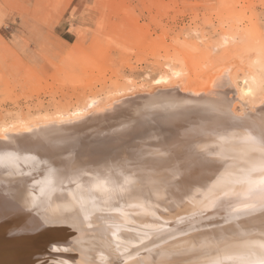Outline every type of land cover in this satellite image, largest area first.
I'll return each mask as SVG.
<instances>
[{"label": "rangeland", "instance_id": "374dc122", "mask_svg": "<svg viewBox=\"0 0 264 264\" xmlns=\"http://www.w3.org/2000/svg\"><path fill=\"white\" fill-rule=\"evenodd\" d=\"M130 139L148 143L136 150L144 182L130 194L146 193L148 206L101 200L135 189L124 174L123 185L72 196L67 212L47 208L18 237L88 231L100 264H194L183 252L202 242L222 264L264 260V0H0V186L29 178L32 191L55 160L95 171ZM109 140L111 156L89 163Z\"/></svg>", "mask_w": 264, "mask_h": 264}, {"label": "bare ground", "instance_id": "6f19581e", "mask_svg": "<svg viewBox=\"0 0 264 264\" xmlns=\"http://www.w3.org/2000/svg\"><path fill=\"white\" fill-rule=\"evenodd\" d=\"M165 81V80H164ZM244 91V90H243ZM201 92V91H199ZM198 92V93H199ZM195 93V92H194ZM197 93V94H198ZM203 94V91H202ZM163 101V100H162ZM159 104V102H158ZM155 105V104H154ZM218 106V105H216ZM207 108V107H206ZM215 109V107H213ZM210 109V108H209ZM206 112V111H205ZM204 112V113H205ZM210 116V115H209ZM150 121V120H149ZM156 122V120H153V122ZM64 122V121H63ZM140 122V121H139ZM204 122V121H203ZM159 123V122H158ZM137 124V123H136ZM139 124V123H138ZM57 125V123H56ZM153 124H149V128L152 126ZM39 126V125H38ZM61 126V125H58ZM194 126V125H193ZM48 127V126H47ZM46 127V128H47ZM196 127V126H195ZM203 127V126H202ZM37 128V126H36ZM53 128V127H52ZM81 128V127H79ZM182 128V127H181ZM222 128V127H221ZM55 129V128H54ZM63 129V128H62ZM171 129V128H170ZM74 130V129H73ZM173 130V128H172ZM59 131V130H58ZM150 131V130H149ZM152 131V129H151ZM150 131V132H151ZM157 131V130H156ZM166 131V130H165ZM205 131V130H204ZM82 132V131H81ZM137 132V131H136ZM147 131H145L146 133ZM153 132V131H152ZM37 133V132H36ZM140 133V132H139ZM138 133V134H139ZM158 133V132H157ZM161 133V132H160ZM159 133V136H160ZM35 134V133H34ZM38 134V133H37ZM49 134V133H48ZM60 134V133H59ZM162 134V133H161ZM164 134V133H163ZM167 134V132H166ZM187 134V133H185ZM24 135V134H23ZM40 136H42L41 134H38ZM37 135V136H38ZM58 135V134H57ZM67 135V134H66ZM85 135V134H84ZM89 135V133H88ZM150 135V134H149ZM154 135V134H152ZM171 135L173 136L172 132ZM169 135V136H171ZM49 136V135H48ZM53 136V135H52ZM51 136V137H52ZM134 136V135H133ZM136 136V135H135ZM138 136V135H137ZM157 136V135H156ZM155 136V137H156ZM163 136V135H162ZM168 136V137H169ZM18 137V136H17ZM33 137V136H30ZM35 137V136H34ZM39 137V136H38ZM43 137V136H42ZM47 137V136H46ZM140 137V136H139ZM148 137V136H147ZM146 137V138H147ZM151 137V136H150ZM167 137V136H166ZM176 137V136H175ZM149 138V137H148ZM154 138V137H153ZM17 139V138H16ZM31 139V138H30ZM34 139V138H33ZM32 139V141H33ZM162 139V138H161ZM20 140V139H19ZM47 140V139H46ZM52 140V139H51ZM112 140V139H111ZM111 140H109L108 142H106L107 144H100V146H98L95 150V152L92 154L93 158L90 159L89 163H95L98 161V159H105L111 156V154H109V152L114 149L115 147H117L116 145H109L111 143ZM114 140V139H113ZM135 140V139H134ZM139 140V139H136ZM149 140V139H147ZM160 140V139H159ZM167 140V139H166ZM228 140V139H227ZM5 143L7 141L10 140H4ZM23 140H21L22 142ZM75 141V140H74ZM153 141V140H152ZM151 141V142H152ZM154 141H157L154 139ZM165 141V140H164ZM178 141V140H177ZM180 141V140H179ZM183 141V139H182ZM13 142V139L12 141ZM10 142L6 143L7 145L10 144ZM16 144H18V148H19V143H17V140L15 141ZM13 142V143H15ZM19 142V141H18ZM20 142V143H21ZM39 142V141H38ZM113 142V141H112ZM140 142V141H139ZM139 142H135L133 141V139H130V145L129 146H125L123 148L122 151L115 153V159L112 161L111 165H101L98 169H95V171L84 167V169H82L81 167H78L79 165L77 164H71V165H59L56 166L58 163V160H55V162L51 159V161H53V166L52 165H47L48 167V171L46 172L45 175L42 176L41 179H43L42 183H35V187L33 188L32 191L29 190H25V184H30V180L29 178L25 179L23 182H18L17 184H15L16 180L11 177V179H9V181H6L1 184L0 186V259L3 264H35V260L30 261V257L32 255H35L36 257H33V259H37V258H41L42 262L41 264H49V260H60L57 258H61L63 259L64 257V261H62V263L60 264H67V262L69 264H100V258L97 256L98 253L93 252V250L91 249V247H93L94 245L93 242L91 241V239L88 238L89 234L87 233L88 231H66L65 229H67L66 227H63L62 230L65 231H60L58 229H53L54 231H56L55 235H49L51 238L55 239L56 241H53L49 236L45 235V233L43 232H37L34 235H27V237H18L21 235V230L23 229H28L37 226V222L39 221H44L45 218H43L44 214L43 212H45V210L47 208H52L54 211H52L49 214L52 213H57L59 214L60 212H62V210H66V207L68 206L67 203H71V197L74 195H78L81 197V195L83 197H85L86 195H90L91 192L89 193V190H93L94 191H99L100 188H102V186H104V184H110L111 187H116L119 185H123L125 183V179H122L123 175L125 174L124 178L126 177V175L130 176V179L128 177L129 180H131L132 188V192H130V190H126V191H121L119 192L118 195L116 196H111V195H105L102 196L103 198H101V200H103L104 202H106L107 204H114V203H119V204H124L125 206V202H131L132 204H138V205H144L147 204L145 203V199H147L148 197H146L144 194L142 196V198H138L137 202H141V203H137L134 202V198H132V196L130 195L131 193H133V195H135L136 193H139L138 187H140L141 182H144L142 179V172L138 171L139 169H141L140 167H143L144 169L146 168V165L141 164L142 166H138L137 163V152L140 151H145L144 148H146L148 143H144V142H140L141 145L143 144V146H140ZM51 143V142H49ZM60 143V142H59ZM171 143V142H170ZM177 143V142H176ZM175 143V144H176ZM179 143V142H178ZM15 144V146L17 147V145ZM76 144V143H75ZM74 144V145H75ZM87 144V143H86ZM114 144V142H113ZM149 144L150 140H149ZM189 144V143H188ZM3 145V142H2ZM59 145V144H58ZM173 145V144H172ZM5 146V144H4ZM12 146V144H11ZM64 146V145H63ZM154 146V144H153ZM157 146V145H156ZM119 147V146H118ZM123 147V145H122ZM181 147V146H180ZM179 147V148H180ZM185 147V146H184ZM57 148V147H56ZM141 150H140V149ZM8 149V148H7ZM13 149V148H12ZM15 149V148H14ZM21 149V147H20ZM19 149V150H20ZM66 149V148H65ZM90 149V148H89ZM92 149V148H91ZM125 149V150H124ZM152 149V148H151ZM150 149V150H151ZM86 150V147H85ZM88 150V149H87ZM86 150V151H87ZM136 150H138L136 152ZM3 151V150H2ZM15 151V150H14ZM17 151V150H16ZM168 151V150H167ZM171 151V150H170ZM179 151V150H178ZM178 151L175 150V152L178 153ZM209 151V150H208ZM21 152V150H20ZM71 152V151H70ZM90 152V151H89ZM152 152V151H151ZM159 152H162L159 150ZM1 153V152H0ZM11 152H9L10 154ZM15 153V152H14ZM26 153V152H25ZM81 154L86 153L85 151H81L79 152ZM141 153V152H140ZM146 153V151H145ZM142 153L141 155L145 154ZM158 153V152H157ZM168 153V152H167ZM173 153V152H172ZM175 153V154H177ZM149 154V153H148ZM171 154V152H170ZM251 154V153H250ZM161 155V154H160ZM78 155H75V157H77ZM155 156V155H154ZM170 156V155H169ZM250 156V155H249ZM82 157V156H81ZM137 157V158H136ZM168 157V156H166ZM251 157V156H250ZM49 158V157H48ZM69 158V157H67ZM86 158V157H85ZM148 158V157H147ZM159 158V155L158 157ZM259 158V157H258ZM149 159V158H148ZM167 159V158H166ZM212 159V158H211ZM49 160V159H48ZM106 160V159H105ZM169 160V159H168ZM213 160V159H212ZM211 160V161H212ZM250 160V159H249ZM255 160V159H254ZM47 161V160H46ZM74 162V160H72ZM144 161V160H143ZM215 161V160H214ZM247 161V160H246ZM252 161V160H251ZM50 162V161H49ZM88 162V161H87ZM148 162V161H147ZM160 162V161H159ZM210 162V161H209ZM4 163V162H3ZM21 163V162H20ZM48 164V162H46ZM83 163V162H82ZM107 163V162H106ZM165 163V162H164ZM186 162H182L181 163V167L180 169H187L186 167H188L187 164H185ZM204 163V162H203ZM208 163V162H207ZM250 163V161H249ZM248 163V164H249ZM258 163H260V161L258 160ZM9 164V163H8ZM50 164H52L50 162ZM70 164V163H69ZM210 164V163H209ZM7 165V164H6ZM39 165V164H37ZM156 165V164H155ZM176 165V164H175ZM198 165V164H197ZM196 165V169L197 166ZM35 166V165H34ZM96 166V165H95ZM160 166V165H158ZM156 166V168L158 167ZM179 166V165H178ZM203 166V165H202ZM205 166V165H204ZM248 166V165H246ZM39 167V166H38ZM41 167V166H40ZM212 167V166H211ZM44 168V167H43ZM152 168V166L149 165V169ZM155 168V167H154ZM155 168V170H156ZM162 168V167H159ZM168 168V166H167ZM170 168V167H169ZM218 168V167H217ZM93 169V168H92ZM147 169V168H146ZM145 169V170H146ZM158 169V168H157ZM219 169V168H218ZM7 170V169H6ZM208 170V169H207ZM8 171V170H7ZM182 171V170H181ZM194 171V170H193ZM171 172V171H170ZM179 172V171H178ZM177 172V173H178ZM191 172V171H190ZM217 172V170H216ZM151 173V172H150ZM208 173V172H207ZM122 174V175H120ZM173 174V173H172ZM119 175V176H118ZM175 175V174H174ZM189 175V174H188ZM141 176V177H140ZM145 176H147V174H145ZM172 176V175H171ZM221 176V175H220ZM183 177V176H182ZM226 177V176H225ZM62 178H66L64 181L59 180ZM144 178V177H143ZM155 178V177H154ZM231 178V177H230ZM153 179V178H152ZM162 179V178H161ZM195 179V178H194ZM169 180V179H168ZM167 180V181H168ZM191 180V179H190ZM232 180V178H231ZM166 181V180H165ZM32 183V182H31ZM164 183V182H163ZM217 183V182H216ZM226 183V182H225ZM235 183V182H234ZM185 184V183H184ZM232 184V183H231ZM32 186V185H31ZM224 186V185H223ZM29 187V186H28ZM105 187V186H104ZM188 187V186H187ZM213 187V186H212ZM237 187V186H236ZM157 188V187H156ZM183 188V187H182ZM115 189H119V188H115ZM177 189V188H176ZM220 189V188H219ZM102 190V189H101ZM100 190V191H101ZM107 190V188H104V191ZM186 190V189H185ZM93 191V192H94ZM144 191V190H143ZM157 191V190H156ZM177 190H175L176 192ZM179 191V190H178ZM187 191V190H186ZM128 193V194H126ZM184 193V192H183ZM160 194V193H159ZM257 194V193H256ZM154 195V194H153ZM99 196V195H98ZM101 196V195H100ZM131 197L133 200L128 199V197ZM149 196V195H148ZM159 196V195H158ZM236 196V195H235ZM82 197V198H83ZM87 197V196H86ZM89 197V196H88ZM87 197V198H88ZM96 197V196H95ZM194 197V196H193ZM192 197V198H193ZM87 198H83V202L87 199ZM171 198V197H170ZM79 199V198H78ZM76 199V200H78ZM195 199V198H193ZM91 200V199H90ZM171 200V199H170ZM179 200V199H178ZM93 201V200H92ZM188 201V200H187ZM77 202V201H76ZM79 202V200H78ZM128 202V203H129ZM177 202V201H176ZM196 202V201H195ZM198 202V201H197ZM196 202V203H197ZM74 203V202H73ZM86 203V202H85ZM84 203V204H85ZM154 203V202H153ZM188 203V202H187ZM193 203V202H191ZM186 204V202H185ZM190 204V203H189ZM204 205V203H202ZM71 205V204H69ZM74 205V204H73ZM76 205V204H75ZM83 205V204H82ZM81 205V206H82ZM87 205V204H86ZM106 205V204H105ZM133 205V206H135ZM137 205V206H138ZM174 206H176L175 204H173ZM188 205V204H187ZM78 206V205H77ZM148 206V204H147ZM191 206V204L189 205ZM195 206V205H194ZM141 207V206H140ZM186 207V206H185ZM71 208V207H70ZM69 208V209H70ZM74 208V207H72ZM116 208V207H115ZM114 208V209H115ZM127 208V206H126ZM149 208V207H148ZM188 208V206H187ZM190 208V207H189ZM196 208V206H195ZM82 209V208H81ZM88 209V208H87ZM102 209V207H101ZM132 209V208H131ZM135 209V208H134ZM140 209V208H139ZM171 209V208H170ZM181 209V208H180ZM200 209V206H199ZM203 209V208H202ZM71 210V209H70ZM75 210V209H74ZM77 210V209H76ZM75 210V212H76ZM85 210V209H84ZM99 210V209H98ZM110 210V209H109ZM133 210V209H132ZM151 210H152V206H151ZM185 210V209H184ZM188 210V209H187ZM185 210V211H187ZM68 209L65 211L67 212ZM80 211V210H79ZM83 211V210H82ZM95 211V210H94ZM138 211V210H137ZM172 211V210H170ZM174 211V210H173ZM177 211V209H176ZM182 211V210H181ZM184 211V213H185ZM193 211V209H192ZM74 212V211H72ZM71 212V213H72ZM86 212V211H85ZM89 212V211H88ZM92 212V210L90 211ZM102 212V211H101ZM115 212V211H114ZM145 212V217L146 215H148ZM180 212V211H179ZM188 212V211H187ZM77 213V212H76ZM103 213V212H102ZM143 213V211H142ZM151 213V212H150ZM172 213V212H171ZM67 214V213H66ZM69 214V213H68ZM120 214V213H119ZM131 214V213H130ZM259 214V213H256ZM91 215V214H90ZM141 215V214H140ZM218 215V214H215ZM50 216V215H49ZM63 216V215H62ZM70 217L72 216L71 214L69 215ZM94 216V215H93ZM119 216V215H118ZM195 216V215H194ZM256 216V215H255ZM47 217V216H46ZM66 217V216H65ZM117 217V215H116ZM178 217V214H177ZM205 217V216H204ZM62 218V217H61ZM76 218V217H75ZM79 218V217H78ZM48 219V218H46ZM74 219V218H73ZM84 218H81V220H83ZM53 220V219H52ZM58 221V219H56ZM79 220V219H78ZM100 220V219H99ZM165 220V219H164ZM174 220V219H173ZM198 220V219H197ZM111 221V220H110ZM114 221V220H112ZM116 221V220H115ZM55 222V221H54ZM83 222V221H82ZM81 222V223H82ZM84 222L86 223V221L84 220ZM102 222V221H101ZM74 223V222H73ZM111 222H108V224ZM119 223V222H117ZM61 224V223H60ZM59 224V225H60ZM68 225V224H65ZM77 225V224H76ZM83 225V224H82ZM140 225V224H139ZM57 226V225H56ZM75 226V225H74ZM61 227V226H60ZM70 227V226H69ZM55 228V226L53 227ZM73 228V227H72ZM79 229V228H78ZM84 229V228H83ZM174 229V232H176V229ZM172 229V230H173ZM219 229V228H218ZM89 230V229H88ZM217 230V229H215ZM221 230V229H220ZM34 231V230H33ZM111 231V230H110ZM171 230H168L167 233H170ZM114 234H116V236L118 234H121V236H123V233H120V231H112ZM166 233V234H167ZM181 233V232H180ZM180 233L178 232L177 234L180 235ZM164 234V236L166 235ZM173 234H168V239L171 240H176L175 238H173ZM176 234V235H177ZM212 234V233H211ZM214 234V233H213ZM235 238H237L238 233H233ZM163 235V234H162ZM161 235V236H162ZM240 235V234H239ZM93 236V235H92ZM248 236V235H247ZM125 237H129L128 234H125ZM159 237V236H158ZM166 237V239H167ZM217 237V236H216ZM244 237V236H243ZM243 237H240L238 239V241L240 242L242 240ZM92 238V237H91ZM110 238V237H109ZM161 238V237H160ZM164 238V237H163ZM186 237H184L185 239ZM97 239V238H95ZM183 239V240H184ZM249 239V238H248ZM102 240V239H101ZM163 240V239H161ZM170 240V241H171ZM224 240V239H223ZM152 241V240H151ZM247 241V240H246ZM50 242H55V247L56 248H49V244ZM102 242V241H101ZM177 242H181L182 243V239L177 241ZM103 243V242H102ZM149 243V242H148ZM151 243V242H150ZM153 243V242H152ZM52 244V243H51ZM147 244V243H145ZM229 244V243H228ZM249 244V243H248ZM151 245V244H150ZM247 245V244H246ZM21 248H20V247ZM53 246V245H52ZM111 246V245H110ZM177 246V245H176ZM181 246V245H180ZM191 246V245H190ZM200 247L198 252L195 253H191V251L189 252V250L186 252L183 249V253L185 254V256H189V257H194L195 259L192 260V262L194 264H222V258H220L221 260H215L214 258H212V256L209 255V251L205 250V246L206 244H204V242H202L201 244H199ZM19 247V248H18ZM95 247V246H94ZM188 247V246H187ZM7 248L8 250H3ZM24 248V249H23ZM105 248V247H104ZM178 248V247H177ZM213 248V247H212ZM27 249V250H26ZM30 249V250H29ZM32 249V250H31ZM51 249V250H50ZM7 252L6 256L5 254H2L1 251ZM102 250V249H101ZM105 250V249H104ZM146 250V249H145ZM182 250V249H181ZM210 250V249H209ZM218 250V247H217ZM111 251V250H109ZM118 251V250H117ZM216 251V250H214ZM144 252V251H143ZM147 252H151V251H147ZM175 252V251H174ZM113 253V252H112ZM131 253V252H130ZM129 253V254H130ZM134 253V252H133ZM136 253V252H135ZM134 253V254H135ZM128 254V253H127ZM133 254V256L135 257V255ZM138 254V252H137ZM141 254V253H140ZM142 254H146L145 252ZM182 254V253H181ZM180 253H178L176 256V258L179 256H181ZM108 255V254H107ZM155 255V254H154ZM216 255V254H215ZM222 256V254H220ZM254 255V254H253ZM260 255V253H259ZM114 256V255H113ZM125 256V254H124ZM132 256V257H133ZM197 258H196V257ZM126 257V256H125ZM131 257V256H130ZM159 257V256H158ZM226 256H224L225 258ZM256 257V256H255ZM259 257V256H258ZM12 258V260L9 262L7 261V259ZM103 258V256H102ZM110 258V257H109ZM141 258V256H140ZM165 258V257H164ZM164 258H162L161 260H163ZM171 258V257H169ZM27 259L29 261H27ZM49 259V260H47ZM105 259V258H104ZM113 259V257H112ZM123 259V258H122ZM130 259V258H128ZM154 259V258H153ZM158 260V258H156ZM167 259V258H166ZM165 259V260H166ZM185 259V258H183ZM214 259V260H213ZM218 259V258H217ZM6 260V261H4ZM186 260V259H185ZM228 260V259H227ZM246 260V258H245ZM255 260V258L253 259ZM261 260V259H260ZM156 261V260H155ZM181 263L182 260L180 259ZM210 261V262H208ZM242 261V260H241ZM248 261V260H247ZM258 261V260H257ZM256 261V262H257ZM105 262V261H104ZM109 262V261H108ZM118 262V261H116ZM115 262V263H116ZM127 262V261H126ZM149 262V261H147ZM145 262V264L147 263ZM151 262V260H150ZM250 262V261H249ZM260 262V261H259ZM258 262V263H259ZM38 263V262H37ZM36 263V264H37ZM40 263V262H39ZM132 263V262H131ZM135 264V262H133ZM153 263V262H152ZM163 263H165L163 261ZM161 263V264H163ZM170 263V262H169ZM172 264H174L173 262H171ZM170 263V264H171ZM186 263V262H183ZM242 262H239V264ZM52 264V263H51ZM143 264V263H142ZM150 264V263H148ZM168 264V263H167ZM188 264V263H187ZM223 264H227L225 263V261L223 262ZM247 264V263H246ZM249 264V263H248ZM251 264V263H250ZM260 264V263H259Z\"/></svg>", "mask_w": 264, "mask_h": 264}, {"label": "snow or ice", "instance_id": "6c2138e0", "mask_svg": "<svg viewBox=\"0 0 264 264\" xmlns=\"http://www.w3.org/2000/svg\"><path fill=\"white\" fill-rule=\"evenodd\" d=\"M248 139L251 140L252 138L248 137ZM261 201H262L261 206H262V208H264V193H262V195H261ZM261 247L264 248V245H261ZM260 264H264V260H261Z\"/></svg>", "mask_w": 264, "mask_h": 264}]
</instances>
